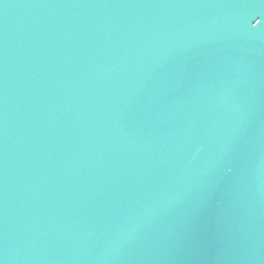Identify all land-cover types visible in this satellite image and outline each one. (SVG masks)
Listing matches in <instances>:
<instances>
[{
	"label": "water",
	"instance_id": "water-1",
	"mask_svg": "<svg viewBox=\"0 0 264 264\" xmlns=\"http://www.w3.org/2000/svg\"><path fill=\"white\" fill-rule=\"evenodd\" d=\"M0 264H264V0H0Z\"/></svg>",
	"mask_w": 264,
	"mask_h": 264
},
{
	"label": "snow or ice",
	"instance_id": "snow-or-ice-1",
	"mask_svg": "<svg viewBox=\"0 0 264 264\" xmlns=\"http://www.w3.org/2000/svg\"><path fill=\"white\" fill-rule=\"evenodd\" d=\"M257 23H259V21H257Z\"/></svg>",
	"mask_w": 264,
	"mask_h": 264
}]
</instances>
